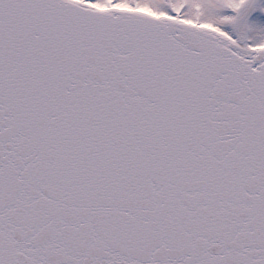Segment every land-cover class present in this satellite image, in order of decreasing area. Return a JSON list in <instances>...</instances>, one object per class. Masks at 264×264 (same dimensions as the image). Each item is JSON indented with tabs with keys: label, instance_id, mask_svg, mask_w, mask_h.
<instances>
[{
	"label": "snow or ice",
	"instance_id": "1",
	"mask_svg": "<svg viewBox=\"0 0 264 264\" xmlns=\"http://www.w3.org/2000/svg\"><path fill=\"white\" fill-rule=\"evenodd\" d=\"M0 264H264V0H0Z\"/></svg>",
	"mask_w": 264,
	"mask_h": 264
}]
</instances>
